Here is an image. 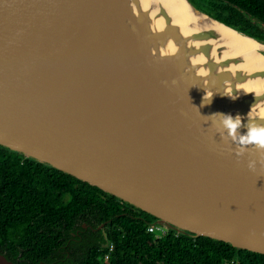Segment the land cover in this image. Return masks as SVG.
I'll return each instance as SVG.
<instances>
[{"label": "water", "instance_id": "water-1", "mask_svg": "<svg viewBox=\"0 0 264 264\" xmlns=\"http://www.w3.org/2000/svg\"><path fill=\"white\" fill-rule=\"evenodd\" d=\"M183 1L185 34L160 0H0V146L151 215L149 225L264 255V163L248 168L264 150L236 154L249 125L264 126V91L236 85L264 69L245 70L243 51L205 25L262 56L264 41ZM215 108L239 115L234 133ZM0 264L12 262L0 252Z\"/></svg>", "mask_w": 264, "mask_h": 264}, {"label": "trees", "instance_id": "trees-1", "mask_svg": "<svg viewBox=\"0 0 264 264\" xmlns=\"http://www.w3.org/2000/svg\"><path fill=\"white\" fill-rule=\"evenodd\" d=\"M191 2L264 41V31L248 21L264 24V0ZM153 220L95 186L0 146V252L12 264H264L262 254L211 238L149 232L145 221ZM100 224L106 225L99 230ZM65 250L71 256L80 251L82 258L65 262Z\"/></svg>", "mask_w": 264, "mask_h": 264}, {"label": "bare ground", "instance_id": "bare-ground-1", "mask_svg": "<svg viewBox=\"0 0 264 264\" xmlns=\"http://www.w3.org/2000/svg\"><path fill=\"white\" fill-rule=\"evenodd\" d=\"M151 0H140L141 5L144 8H148ZM160 3L164 5L165 8H167L169 14L172 17V22L177 25L180 29V32L182 34H185L187 32L186 26L190 21L193 19V16L189 12L185 2L183 0H160ZM153 14V13H152ZM163 26L162 20H154L153 21V27L161 29ZM209 29L215 30L219 36H221V40L226 43L227 45L232 46L235 48V50L243 51V53L246 55L247 62L243 64L241 67H246L245 70L250 69H264V56L259 54L257 52V45L254 41L248 39L247 37L241 36L238 33H235L232 29H229L223 25H220L215 22H211L207 25H205ZM190 32V31H189ZM165 44L167 45V49L171 50L173 46L170 44V40L167 39ZM203 60V57L201 55L190 59L189 62L193 63H201ZM254 64H257L254 66ZM235 67H231V70H233ZM201 72H203V69H201ZM238 89L248 91V90H255L257 92L264 91V78L263 79H255V80H248L243 81L241 83H238L236 85ZM258 112L261 114L260 116H264V107H258ZM219 108H215L210 112V116L213 119V121L218 124L222 122V116L219 113ZM231 116H236L234 114H231ZM255 123V122H254ZM256 124V123H255ZM247 132L244 134L246 135Z\"/></svg>", "mask_w": 264, "mask_h": 264}, {"label": "clouds", "instance_id": "clouds-1", "mask_svg": "<svg viewBox=\"0 0 264 264\" xmlns=\"http://www.w3.org/2000/svg\"><path fill=\"white\" fill-rule=\"evenodd\" d=\"M222 123L225 128L229 130V133H234L235 130L240 126L241 120L239 115H236L235 118H233L231 115H223ZM233 139L235 140L236 137L234 136ZM238 143L241 145V147L236 152L238 156L243 155L247 151L248 146H255L258 150H264V126H259L255 123L249 125L247 134L241 135L239 137ZM257 163H264V160H249L248 168L254 169Z\"/></svg>", "mask_w": 264, "mask_h": 264}, {"label": "flooded vegetation", "instance_id": "flooded-vegetation-1", "mask_svg": "<svg viewBox=\"0 0 264 264\" xmlns=\"http://www.w3.org/2000/svg\"><path fill=\"white\" fill-rule=\"evenodd\" d=\"M138 217H141V218L144 219V217L142 215H139ZM80 225H81V228L83 230H87L88 231V229H90V226L86 222H81ZM104 225H106V224H104ZM104 225L101 226V224H100L97 227L99 228V230H101L104 227ZM64 254H65L64 255L65 258H64L63 261H65V262L68 260L71 263H75L79 258H82V255L80 254V251H77V253H75L73 256H71L70 251H66L65 250Z\"/></svg>", "mask_w": 264, "mask_h": 264}, {"label": "rangeland", "instance_id": "rangeland-1", "mask_svg": "<svg viewBox=\"0 0 264 264\" xmlns=\"http://www.w3.org/2000/svg\"><path fill=\"white\" fill-rule=\"evenodd\" d=\"M248 21L250 22V24L254 25L255 27H257L260 30L264 31V24L261 23L259 20H257L256 18H248ZM159 232V231H158Z\"/></svg>", "mask_w": 264, "mask_h": 264}, {"label": "built area", "instance_id": "built-area-1", "mask_svg": "<svg viewBox=\"0 0 264 264\" xmlns=\"http://www.w3.org/2000/svg\"><path fill=\"white\" fill-rule=\"evenodd\" d=\"M147 230L149 232H155V231H159V234L161 233H164L167 229H164V228H161V227H158V226H154V225H149Z\"/></svg>", "mask_w": 264, "mask_h": 264}]
</instances>
